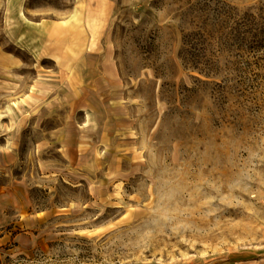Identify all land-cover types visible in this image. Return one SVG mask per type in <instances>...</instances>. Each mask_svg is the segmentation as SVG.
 Instances as JSON below:
<instances>
[{"label":"rangeland","instance_id":"obj_1","mask_svg":"<svg viewBox=\"0 0 264 264\" xmlns=\"http://www.w3.org/2000/svg\"><path fill=\"white\" fill-rule=\"evenodd\" d=\"M0 264H264V0H0Z\"/></svg>","mask_w":264,"mask_h":264}]
</instances>
